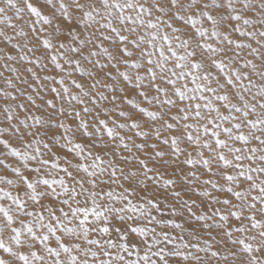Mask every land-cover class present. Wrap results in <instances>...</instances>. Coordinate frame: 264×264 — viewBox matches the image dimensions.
Masks as SVG:
<instances>
[{
  "label": "snow or ice",
  "instance_id": "obj_1",
  "mask_svg": "<svg viewBox=\"0 0 264 264\" xmlns=\"http://www.w3.org/2000/svg\"><path fill=\"white\" fill-rule=\"evenodd\" d=\"M0 45V264H264V0H0Z\"/></svg>",
  "mask_w": 264,
  "mask_h": 264
},
{
  "label": "rangeland",
  "instance_id": "obj_2",
  "mask_svg": "<svg viewBox=\"0 0 264 264\" xmlns=\"http://www.w3.org/2000/svg\"><path fill=\"white\" fill-rule=\"evenodd\" d=\"M0 47H2V45H0ZM257 63H259V62L257 61Z\"/></svg>",
  "mask_w": 264,
  "mask_h": 264
}]
</instances>
